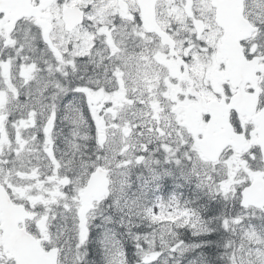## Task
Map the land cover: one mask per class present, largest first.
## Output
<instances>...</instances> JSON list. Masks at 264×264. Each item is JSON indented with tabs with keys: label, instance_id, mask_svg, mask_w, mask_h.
<instances>
[{
	"label": "snow or ice",
	"instance_id": "obj_1",
	"mask_svg": "<svg viewBox=\"0 0 264 264\" xmlns=\"http://www.w3.org/2000/svg\"><path fill=\"white\" fill-rule=\"evenodd\" d=\"M0 264H264V0H0Z\"/></svg>",
	"mask_w": 264,
	"mask_h": 264
}]
</instances>
